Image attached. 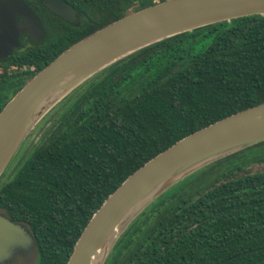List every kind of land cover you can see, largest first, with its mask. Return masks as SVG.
<instances>
[{
  "label": "trees",
  "instance_id": "16d2710c",
  "mask_svg": "<svg viewBox=\"0 0 264 264\" xmlns=\"http://www.w3.org/2000/svg\"><path fill=\"white\" fill-rule=\"evenodd\" d=\"M64 1L79 25L52 28L41 45L16 52L12 68L0 65V111L70 45L163 0ZM261 102L264 14L145 46L84 80L41 119L53 115L0 178V212L32 235L35 264H66L93 213L136 169L182 137ZM256 164H264V141L171 187L127 226L104 264H264V169L251 172Z\"/></svg>",
  "mask_w": 264,
  "mask_h": 264
},
{
  "label": "water",
  "instance_id": "95a60500",
  "mask_svg": "<svg viewBox=\"0 0 264 264\" xmlns=\"http://www.w3.org/2000/svg\"><path fill=\"white\" fill-rule=\"evenodd\" d=\"M72 22L75 11L61 0H42ZM264 14V0H163L131 12L70 45L29 79L0 111V178L41 119L84 80L145 46L233 18ZM17 17L23 21L18 22ZM33 42L45 35L23 0H0V58L18 45L20 32ZM264 141V102L200 128L159 152L130 174L93 213L66 264H104L127 226L156 198L187 176L231 153ZM35 251L26 227L0 212V264Z\"/></svg>",
  "mask_w": 264,
  "mask_h": 264
},
{
  "label": "flooded vegetation",
  "instance_id": "af4514ba",
  "mask_svg": "<svg viewBox=\"0 0 264 264\" xmlns=\"http://www.w3.org/2000/svg\"><path fill=\"white\" fill-rule=\"evenodd\" d=\"M28 6L29 8H31V10L34 12V14L39 18L44 31H45V35L42 38V40H40L39 42H33L30 40L29 38V33L27 31H23L20 32L19 37H18V45L12 47L11 52L9 54L8 57L6 58H0V65H5L7 68H12V65L10 64L12 62V59L14 58L16 52H20L23 50H27V49H32L33 47L37 46V45H41L44 40L47 38L48 32L52 29L55 28L56 30H59L62 27H66L68 29L71 28H76L79 25V17H78V13L76 11V9L67 2L69 5H71L75 11V18L72 22L70 21H66L64 19H62L61 17H59L58 15L54 14L53 12H51L43 3L42 0H23ZM64 1V0H61ZM16 20L18 22H22L23 18L22 17H17ZM10 64V65H9ZM36 67L35 65H31L29 70H34ZM35 253L36 256V252L34 251H30L27 253H17L15 254V256H13V258L9 261L6 262L5 264L10 263L13 259H19L20 261L25 260V259H32V255Z\"/></svg>",
  "mask_w": 264,
  "mask_h": 264
},
{
  "label": "rangeland",
  "instance_id": "374dc122",
  "mask_svg": "<svg viewBox=\"0 0 264 264\" xmlns=\"http://www.w3.org/2000/svg\"><path fill=\"white\" fill-rule=\"evenodd\" d=\"M53 117V115L52 114H49V116L48 117H46V119L45 120H43L42 122L44 123V126L43 127H45L49 122H50V119ZM52 120V119H51ZM42 122H40L39 124H41ZM38 126V125H37ZM36 126V127H37ZM35 127V128H36ZM42 126H40L38 129L36 128H34V130L30 133V135L29 136H27V138H26V140L24 141V143H23V145H22V147H21V149L19 150V153L17 154V156L15 157V159L13 160V163H12V165L14 164V163H18V159L20 160V155H22L23 154V151L24 150H30V146H31V144H32V142L35 140V139H37L38 138V136H39V132H40V128H41ZM22 159V158H21ZM21 161V160H20ZM261 169H264V164L263 165H260V164H256V165H254V166H252L251 168H250V171L251 172H254V171H257V170H261ZM192 177H194L193 176V174H191V175H189V176H187L186 178H184L183 180H181L180 182H178L177 184H175L174 186L175 187H173V189L174 188H178V187H176V186H179V185H181V184H183V183H185L187 180H189V179H191ZM32 257V259L31 260H29V259H25V260H22V261H20L19 259H13L10 263H8V264H35L36 263V256H35V253L31 256Z\"/></svg>",
  "mask_w": 264,
  "mask_h": 264
}]
</instances>
